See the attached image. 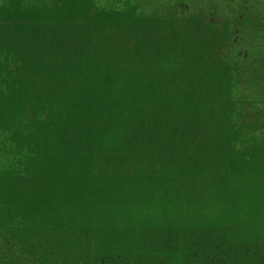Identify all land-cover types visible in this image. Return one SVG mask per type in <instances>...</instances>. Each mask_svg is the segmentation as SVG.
I'll list each match as a JSON object with an SVG mask.
<instances>
[{
  "label": "trees",
  "instance_id": "1",
  "mask_svg": "<svg viewBox=\"0 0 264 264\" xmlns=\"http://www.w3.org/2000/svg\"><path fill=\"white\" fill-rule=\"evenodd\" d=\"M165 1L0 0V264H237V211L264 258V111L237 94L264 84V25Z\"/></svg>",
  "mask_w": 264,
  "mask_h": 264
},
{
  "label": "rangeland",
  "instance_id": "2",
  "mask_svg": "<svg viewBox=\"0 0 264 264\" xmlns=\"http://www.w3.org/2000/svg\"><path fill=\"white\" fill-rule=\"evenodd\" d=\"M64 1H68L69 4L65 6L63 4ZM78 1H80L82 4L90 3L88 6V10L92 14H98V12L106 13L112 8H123L121 1L124 2V0H114L112 2H109V0H41V3L43 4V6L41 7L43 9L48 8L50 9V11L52 10L55 18L63 19L64 14L66 13L68 15L75 14L76 11L80 9V7L76 4ZM178 1L179 0H166L165 3L169 7L166 5L164 6L171 8L172 4ZM213 2L214 0H194L192 2L191 10L193 9V11L195 12L194 14H197V12L207 9L209 3L213 6L214 5L212 4ZM222 2H223V5H225V8L226 6H229L228 8H226L228 12L232 9L233 14H235L237 11L239 12L242 11V13L245 14V17H252L251 20L253 19L254 16H256L255 14H258L260 18L257 20V23H259L262 26L264 25V0H240V1L239 0H222ZM130 3H131L130 8H133L134 1ZM50 17L48 16L45 17L46 24L48 27L56 25V23H54V20ZM96 19H97L96 15H94L93 21H95ZM76 24H79V23H76ZM252 26H254V24ZM249 35H253L255 40H256V37H258V36H255L254 33L252 34L250 29L249 30L241 29L240 33L238 32L236 33V39L238 40L236 44L241 47L243 46L247 47L248 43L251 42L253 38ZM261 36H264V30L261 32ZM234 39H235V36H234ZM263 39L264 38L259 37V40H263ZM249 50H251L250 51L251 54H254L253 55L254 60L252 62H254V64H261V66H264L262 65L264 64V59H262L264 56V44H263V47L261 48V55L258 49L255 50V49L250 48ZM261 66H260L259 72L263 76L264 67H262L261 69ZM237 94H242L244 96L243 98L244 102L250 103L253 100L259 101V103H262L261 107L263 108V111H264V84L263 83H261L257 88H254L252 90L248 89L246 85L241 90H238ZM244 107L246 111H248L245 104H244ZM241 117L243 118L242 120L244 122L245 120L244 117L242 115ZM253 120H254V117H251L249 120L251 121V124H252V126L250 127V131H254L255 125L257 124L256 122H253ZM238 123H239V120L236 121V124ZM263 123L264 121H261L260 124H263ZM257 133H260V134L262 133V136L264 138V126L262 129L257 130ZM249 140H252V139L249 137ZM257 164L264 167V157L263 158L260 157ZM236 175L245 176V175H248V173H246V171L244 170L242 172H239V174H236ZM252 176L254 177L253 178L254 180L257 179L260 182L264 183V176H261V175H259L258 177H255L254 175ZM232 181L235 182L234 179ZM219 182L221 183V180L215 183L219 184ZM225 186H226V182L224 183L223 187ZM250 190H251L250 187L249 188L246 187L245 190L243 191L244 197L243 195H241V198L242 197L246 198V200L247 198L251 199ZM234 196H237V195H234ZM237 213L238 211L225 215L224 219L227 222H224L223 224L227 223V225L221 228L220 232L218 233L219 237H221L219 238L221 243L224 246H226V248L223 249V253L230 251L231 254H233L234 252L238 257L236 261L237 264H264V258L261 260L257 259L259 257L258 256L259 247L256 245L257 243L251 238V235L246 232V229H248L247 225L244 226L242 223L246 219H238Z\"/></svg>",
  "mask_w": 264,
  "mask_h": 264
}]
</instances>
